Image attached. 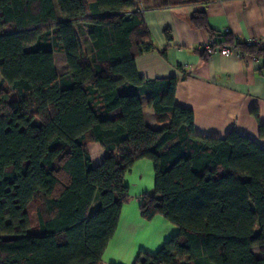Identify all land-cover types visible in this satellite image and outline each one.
I'll list each match as a JSON object with an SVG mask.
<instances>
[{"label":"trees","instance_id":"16d2710c","mask_svg":"<svg viewBox=\"0 0 264 264\" xmlns=\"http://www.w3.org/2000/svg\"><path fill=\"white\" fill-rule=\"evenodd\" d=\"M189 24L210 33L203 12ZM214 42L264 71V47ZM153 49L131 0H0V264H104L138 160L154 165L140 216L177 231L133 264H264L251 252L264 246V148L235 131L196 134L192 111L174 102L176 79L138 76L135 58ZM141 95L161 128L144 123Z\"/></svg>","mask_w":264,"mask_h":264},{"label":"crops","instance_id":"0c3cea01","mask_svg":"<svg viewBox=\"0 0 264 264\" xmlns=\"http://www.w3.org/2000/svg\"><path fill=\"white\" fill-rule=\"evenodd\" d=\"M142 11L154 49L135 58L138 76L144 80L176 79L174 102L193 113V131L222 138L235 131L264 148V71L261 59L234 55H206L199 48L211 40L245 42L264 34V0H131ZM203 12L210 33L192 28L190 17ZM88 25H80L87 54L91 45ZM166 32L169 37L166 36ZM228 43V42H227ZM57 75L67 70L64 54L53 53ZM146 126L159 129L147 95H141ZM93 166L104 159L102 147L88 146ZM128 201L123 204L115 233L102 255L104 264H133L139 253L154 254L176 235V228L161 216H140L142 195L152 193L154 165L136 161L125 173ZM95 198L91 211L97 208Z\"/></svg>","mask_w":264,"mask_h":264},{"label":"built area","instance_id":"2783aa9c","mask_svg":"<svg viewBox=\"0 0 264 264\" xmlns=\"http://www.w3.org/2000/svg\"><path fill=\"white\" fill-rule=\"evenodd\" d=\"M247 45H253V46H257V47H264V34L262 35V37L259 40H248L244 42ZM199 50L203 53H205L206 55H211L214 53L219 54L220 56H236L238 58L241 59H246V58H254L251 57L249 55H247L246 53H243L242 51H240L236 46L232 45V46H218L216 45V43L211 40L208 43L204 44L203 46H201L199 48ZM256 59V58H254Z\"/></svg>","mask_w":264,"mask_h":264},{"label":"rangeland","instance_id":"374dc122","mask_svg":"<svg viewBox=\"0 0 264 264\" xmlns=\"http://www.w3.org/2000/svg\"><path fill=\"white\" fill-rule=\"evenodd\" d=\"M31 220H32V223H33V225H34V223H35V218H36V216H35V214H32L31 215ZM10 237H13V236H10ZM6 238H8V237H6ZM251 252L254 254V255H256V256H258V257H263L264 256V246H261V247H254V248H252L251 249Z\"/></svg>","mask_w":264,"mask_h":264}]
</instances>
